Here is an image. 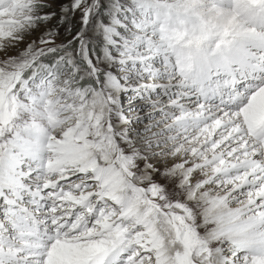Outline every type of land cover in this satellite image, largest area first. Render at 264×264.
I'll use <instances>...</instances> for the list:
<instances>
[{
    "label": "snow or ice",
    "instance_id": "6c2138e0",
    "mask_svg": "<svg viewBox=\"0 0 264 264\" xmlns=\"http://www.w3.org/2000/svg\"><path fill=\"white\" fill-rule=\"evenodd\" d=\"M0 264H264V0H0Z\"/></svg>",
    "mask_w": 264,
    "mask_h": 264
}]
</instances>
